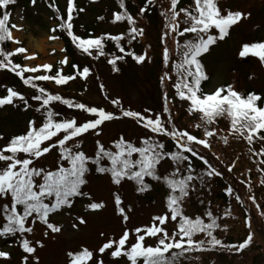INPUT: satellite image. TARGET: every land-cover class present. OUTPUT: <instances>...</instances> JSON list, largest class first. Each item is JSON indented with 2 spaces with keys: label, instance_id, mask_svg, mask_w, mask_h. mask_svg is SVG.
<instances>
[{
  "label": "snow or ice",
  "instance_id": "6c2138e0",
  "mask_svg": "<svg viewBox=\"0 0 264 264\" xmlns=\"http://www.w3.org/2000/svg\"><path fill=\"white\" fill-rule=\"evenodd\" d=\"M154 0H147L148 4ZM15 0H0V9H4L0 14V69H8L15 73L22 80L24 85L36 89L32 99L41 102L36 108L37 112H42L43 120L37 125L35 119L29 120L27 130L21 134L12 136L3 147H0V162L5 166L0 167V200L7 202L0 205V216L4 223L0 227V236L16 237L20 235L19 246L24 253L23 264H28L29 255H34L36 246L42 247V241H31L25 234L34 232V225L37 221L46 226L52 233H59L61 226L50 221V214H55L65 208H71L76 198H86L90 202L86 208L90 211L101 210L105 207L103 201L93 200L91 193L84 191V186L88 184V174L93 170L99 174H108L111 182L119 186L125 179L136 184V191L143 193L149 190L151 185L146 182V177L163 182L167 189L166 211L163 214L153 216L150 225L136 227L135 242L128 244L130 230L125 227L122 235L118 239L106 240L99 248L98 253L101 258L96 264H104L102 254L110 252L112 258L127 257L130 264H178V260L185 253L194 249L205 250V245L211 247H231L237 252L245 249L252 240V233L249 232L238 245H225L221 239L213 235V230L219 228L217 217L208 210L203 215H196L194 218L184 214L183 200L189 195V190L193 185L191 182L202 179L201 176L193 175L194 168L192 157L199 159L206 165V175L208 177L221 176L220 172L202 153L196 151L194 145L204 148H211L208 138L214 137L217 130L210 126L220 117H227L230 120L229 131L238 137L244 138L248 144L254 140L264 141V97L256 92L244 94L237 91L232 84L221 85L210 93H204L201 83L208 79L201 57L206 54L210 47L218 41L224 40L230 29L248 18L250 13L240 10H222L219 0H193L188 7H180V0H170V8L164 13L166 31L162 39L173 34L176 37H185L183 44L176 41L177 54L180 59L173 67L176 71L177 79L173 87L175 95L181 101L188 102L187 111L189 114L199 113L200 123L195 127L203 128V137L200 138L189 132L187 129L179 128L174 122L168 106V96L164 93V103L162 111L152 113V110L145 109L143 112L120 109L118 116L114 111L106 110L101 106H89L83 102H76L67 99L60 94H53L45 87L38 86L37 81H54L56 85H65L74 80L77 76L87 78L90 73L89 67L82 70L78 65H71L76 69V75L63 74L64 65L70 64L69 58L64 56L59 64L60 68H54L51 63H43L34 67H28L20 63H14L12 57L16 54H26L25 60L33 59L36 53L27 54V49L23 46L15 47L8 51L3 47L5 42L11 41L17 45L21 41L13 35V30H21L22 26L10 23L11 13L7 10ZM35 3V0H32ZM53 6V5H50ZM120 8L123 12H116L113 15V22L126 21L130 26L128 35L134 40L138 35H143V29L137 28L136 20L127 12L124 0H120ZM74 0H68L67 19L60 17L61 22L51 29L55 33L57 28L64 29L71 37L73 44L87 55H92V50H97L103 55V36L82 38L73 32V12L75 11ZM84 11V9H79ZM146 11L140 8V14ZM181 14L183 19L181 20ZM103 19V17H100ZM181 25H184L181 27ZM215 29V33H213ZM185 34H189L188 37ZM108 38L117 42V47L121 53L125 52L120 41L124 38V33L118 35L107 34ZM49 39H58L51 35ZM130 40V42H131ZM55 52V49H52ZM63 51V50H62ZM135 61L143 62L146 53L135 54L128 52ZM249 55L257 57L259 62L264 64V39L245 42L238 51L241 58ZM124 56H115L109 60L114 71H118L116 63L123 60ZM170 60V53L167 47L163 49V61L165 66ZM44 70L46 74L28 75L25 73H38ZM51 73V74H48ZM167 71L161 77V82L171 79ZM104 89V85H100ZM107 97V93H105ZM16 99L23 101L25 108L29 107L25 96L11 87L6 89V95L0 97V107L13 104ZM60 102L68 108L78 109L92 116L80 122L77 117L57 119L61 116L59 111H54L49 107L52 102ZM111 104L120 105V100L113 99ZM164 114H167L164 116ZM120 116L131 118L138 125L147 130L145 136L140 137L137 144L124 135L111 142V146H106L99 139L96 140V148L93 155H88L82 150L80 138L84 134L94 132L99 136L102 132V125L105 122L119 119ZM159 136H166L174 142L176 150H167L163 141L157 139ZM3 139V137H0ZM227 143V137L224 138ZM56 150L57 157L55 167L38 166L45 155ZM190 155H187V154ZM264 154V149L261 153ZM218 158V157H217ZM165 159H170L174 164V169L168 173L159 174L158 166ZM264 163V160L261 161ZM233 165L229 166V171ZM264 171V169H262ZM186 173V174H184ZM264 183V181H261ZM226 191L231 195L234 190L228 187ZM237 201H241L239 194L235 195ZM254 200V197H250ZM114 203L118 214L123 221L127 222L129 217L126 214L123 201L119 193H114ZM225 215H228L226 212ZM203 216L208 217L205 222ZM78 221L72 225L86 224L83 216L75 217ZM171 220L176 224V229L169 234L165 225ZM249 221L246 220V223ZM227 227L226 225L224 226ZM203 233L207 239L196 240L194 236ZM45 236L48 231H45ZM104 234L101 233V236ZM155 238V245H146L145 238ZM178 237V238H177ZM69 264H88L94 257V251L84 246L78 251H69ZM0 258H10V253L0 250ZM38 264V258H37Z\"/></svg>",
  "mask_w": 264,
  "mask_h": 264
},
{
  "label": "rangeland",
  "instance_id": "374dc122",
  "mask_svg": "<svg viewBox=\"0 0 264 264\" xmlns=\"http://www.w3.org/2000/svg\"><path fill=\"white\" fill-rule=\"evenodd\" d=\"M221 5L226 3L229 8L237 9L245 13H250L248 18L243 19L236 29L222 41H218L215 45L210 47V50L201 57L202 63L208 73L207 91H213L220 85L232 84L237 91L248 88V91H255L264 96V64L260 63L257 57L248 56L247 63L241 61L238 56V51L241 45L245 42L257 41L264 39V1L258 2L257 0H221ZM61 5H64V0H59ZM36 7V6H35ZM85 19H92V13H84ZM158 21L152 20L151 22L143 21L140 23L145 38L140 40L137 44V54L146 51V59L141 63L134 61L132 58L121 65V72L113 71L108 64L103 62L96 63V70L90 71L89 76L85 79L77 76L74 80L69 81L65 85H56L54 81H37L38 86L45 87L47 90L54 94H60L64 98L72 99L76 102H83L89 106H101L106 110L114 111L118 116L120 109H131L143 112L145 109L152 110L151 113L162 111L163 99L162 93H167L168 106L174 116L175 124L181 129H187L197 137L204 138L197 135L199 130L190 118V114L185 111L183 102L176 97L173 87L170 85L168 79H165L163 85L161 84V77L164 74V61L163 49L167 47L171 50L172 42L162 39L160 35ZM13 24L21 25L22 29L17 31L13 30V35L17 37L21 44L17 45L13 42L10 43L11 50L15 47L23 46L28 51L27 54L36 53L35 58L25 60L26 54H20L22 58V65L34 67L43 63H51L53 66L58 65L59 61L67 56L63 49V43L59 39H49L50 26L53 24L49 19V15L34 10L31 15L25 18L21 9H15L13 12ZM108 31L112 34H117L119 29L110 25L108 22H102L97 28L96 33ZM148 45V46H146ZM142 47V48H141ZM55 49V52L52 51ZM63 50V51H62ZM170 52V51H169ZM68 57V56H67ZM69 58V57H68ZM82 61L81 59H78ZM147 60V61H146ZM69 61L70 58H69ZM63 68L69 67L68 65L62 66ZM164 67V69H163ZM168 71L171 66L167 67ZM28 75L46 74L44 70L38 73H25ZM49 74V73H48ZM76 75V73L74 74ZM104 85L102 90L100 85ZM8 81L3 79L0 75V97L4 96V92L8 87ZM31 86L25 85L23 95L29 104L34 106L39 105L32 97L37 94L31 90ZM162 91V92H161ZM107 93V97L105 96ZM119 99L120 105L111 104V100ZM16 99L13 104L19 103ZM13 104L6 106L7 108ZM50 107L54 111H59L61 116L58 119L77 117L80 122L86 119L93 118L92 116L82 112L78 109L68 108L60 102H52ZM164 116H166L164 114ZM226 120V116L222 117ZM26 119L20 114H12L9 110H0V132L3 139H0V147L5 143V138L10 133H14L20 128H24ZM20 122V127H16L14 123ZM102 132L97 136L94 132L84 134L83 139L80 138L82 150L88 155H93L96 148V140L99 139L106 146H111V142L118 138L121 134L126 139L139 144V138L145 136L147 132L142 126L135 123L131 118L120 116L119 119H114L105 122L102 126ZM200 131L202 129L200 128ZM157 139L163 141L168 148L172 146L173 141L166 136H159ZM209 139V138H208ZM195 149L203 148V155L216 167L225 165L226 157L223 153H211V148H204L200 145H194ZM232 146L228 148L231 149ZM224 148H226L224 146ZM55 151L51 154L45 155L40 161L38 166L55 167L56 160ZM218 157V158H217ZM239 159V158H238ZM231 160V159H230ZM168 161L164 160L158 166V169L164 170L168 165ZM233 161L228 165H232ZM5 165L0 162V167ZM242 168V161H236L235 171L237 168ZM221 168V167H220ZM229 169V168H228ZM238 174L239 172L236 171ZM228 176V175H226ZM230 182L241 187L239 178L233 179L229 176ZM219 185L220 182H219ZM237 187V186H236ZM237 187V188H239ZM151 191L154 200L145 203L146 199H140L134 193L131 183L127 180L117 186L113 185L106 175H98L91 177L88 180L86 192H90L94 201H103L105 207L101 210L90 211L86 208V204L90 201L86 198H77L72 208H65L55 214H50V221L60 225L61 231L59 233H52L46 229V226L40 222L34 225V232L27 234L26 238L31 241L40 240L43 246H36L34 255H29L28 264H69V251H78L86 246L94 251V257L88 264H96L97 260L101 258L98 253V248L108 239H118L122 235L125 227L130 230L129 246L135 242L134 230L136 227L150 225L153 216L163 214L166 210L163 205L162 190L157 185L152 186ZM240 189V188H239ZM246 192V190H244ZM114 193H119L122 197V206L126 209V214L129 219L127 222L123 221L122 217L118 214L116 205L114 203ZM246 196V194H245ZM263 199H258L256 196L250 199V205L246 206L250 212L251 223L242 226V219L233 223L230 226L232 237L234 239H241L244 234L252 233L251 250L236 256L233 261H226L225 258L219 260V264H239L240 258L244 257L243 264H264V193ZM2 200H0V205ZM260 203V204H259ZM255 208L252 213L251 207ZM188 213L192 214L193 207H186ZM83 216L86 224L78 225L73 228L74 223L78 224L75 217ZM253 217L256 221H253ZM169 234L175 230V224L171 220L165 225ZM45 231L48 235L45 236ZM101 233L104 235L101 236ZM245 235V236H246ZM178 238V237H177ZM157 240L155 238H145L146 245H155ZM0 250L10 253V258H0V264H23L22 257L28 255L24 253L23 249L16 242V239L8 236H0ZM104 264H130L127 257L112 258L110 252L106 250L102 254ZM249 262V263H248ZM218 263V260L215 261Z\"/></svg>",
  "mask_w": 264,
  "mask_h": 264
},
{
  "label": "trees",
  "instance_id": "16d2710c",
  "mask_svg": "<svg viewBox=\"0 0 264 264\" xmlns=\"http://www.w3.org/2000/svg\"><path fill=\"white\" fill-rule=\"evenodd\" d=\"M65 1H66V5L65 3L64 5H61L59 0H35L34 4L32 3V0H15V3L10 5L9 8L7 9L11 13L10 23H12L13 12L17 8H20L22 10V13L25 18H28V16L31 15V11L34 10H38L48 14L49 19H51V21H54V24L49 28L50 33L54 34L63 41L65 53L71 58L69 67L66 70H63V74L66 75H73V73L76 72V69L73 68L71 65H78L81 70L83 67L87 66L89 67L90 71L95 72L96 63L99 62H103L105 65L108 64L110 69L113 70V66L109 63V60L113 59L115 56H124L123 60H118L116 63V68L119 69L118 72L122 71L121 65L130 60L128 58H132L135 61V59L131 55H128L127 53L134 52L135 54H137L138 53V51L136 50L137 44L140 43V40L143 39V37L145 38V35L143 32V35H138L134 40H131L130 36L128 35V29L130 26L127 24V22L126 21L113 22L114 13L123 12L125 10L120 8L119 6L120 0H74L76 10L73 12V17H74L72 21L73 32L77 35H80L82 38H87L89 36L104 37L103 55H101L97 50L93 49L91 56L87 55L86 53L82 52V50L78 49L73 44L71 37L67 35V32L64 29L57 28V31L55 33L51 32V29L53 27H56L61 22V20L59 19L60 17H62L65 20L67 19L68 0ZM262 1L264 0H259L258 2H262ZM221 2L222 1L219 0V5L221 4ZM124 3L127 12L130 13L136 20L135 26L137 28H142L140 27L141 26L140 23L143 21H146L148 23V21L151 22L152 20H156L158 21L157 25L159 24L160 35L162 34L163 36V33L166 31L165 24L167 21L162 13H164L167 9L170 8V0H154V2L151 4H148L147 0H124ZM192 3L193 0H180L178 8L188 7ZM142 7H144L146 11L143 14H140V8ZM220 7L222 10H226V9H231L233 11L237 10V9L229 8L228 6H226V3L224 5H221ZM79 9H84V11H79ZM3 10L4 9H0V14H2ZM85 12L92 13L94 17H92V19L84 20ZM100 17H103V19H100ZM180 19L181 20L183 19V14H181ZM102 22H108L110 25L118 28L119 32L117 34H112L111 32L108 31H102L100 32V35H98L96 33V30L97 28H99ZM239 24L240 22L237 25ZM237 25L233 26L230 29V33L231 31H233V29L237 28ZM183 26L184 25H181V27ZM215 31L216 30L213 29V33H215ZM121 33L125 34L124 38L120 41V45L125 49L124 53H121L119 51V48L117 47V42L109 39L107 35V34H111L115 36ZM185 36L188 37L189 34H185ZM184 39L185 37H176L174 34L164 39L168 41V43L166 42L167 45L169 44L170 40L173 44L171 50L168 48L170 51L169 52L170 60L168 63V66H171L170 71H168L167 66H165L164 64V67L166 68V70L164 71H167L169 75L172 77L171 79H168L172 87L177 79L176 71L173 65L176 62H178L180 59L179 55L177 54L176 41L179 40V42L183 44ZM3 47L6 50L11 51L10 41L5 42L3 44ZM144 53H146V51H144L143 53L140 52L139 54H144ZM0 59H3V57L0 56ZM78 59H81L82 61L78 62L79 61ZM12 60L14 63L22 64V58L20 54L14 55L12 57ZM54 68H59V67L56 66ZM0 75L2 76L3 79L8 81V85L5 87H11L22 94L24 93L25 85L23 84L20 77H18L15 73L11 72L8 69H0ZM163 82H161L162 85ZM206 88H207V80H204L201 83L202 92L204 93L207 92ZM173 89L175 93L176 90L174 87ZM31 90L37 93L36 89L31 88ZM240 92L247 94L248 92H253V91H248V88L247 89L245 88L244 90H240ZM261 96L263 97V95ZM162 99H163V93H162ZM182 102L187 114L188 113L187 108L189 104L188 102H184V101ZM262 106H264V102H262ZM37 107H39V105L34 106V104H29V107L25 108L23 101H19V103L13 104L8 108L3 107L2 109H0V110H9L13 115L16 113H20L26 119L25 127L23 129L20 128L14 133H10L9 136L5 138V143L12 136L25 132L27 130L29 120L35 119L37 121V125H39L42 122L43 110L41 112H37L36 111ZM190 118L192 119L193 122H197V124L200 123L199 113L190 114ZM14 124H16V127H20V122L18 123L16 122ZM210 127L215 128L217 130L216 135L214 137L209 138L211 144V153L218 154L219 152H221L227 158L225 165H219L221 168L216 167L210 162L214 167H216L220 172H222V175L208 177L206 175L207 166L203 165V163L199 159L192 157V163L194 168L193 175L194 176L199 175L202 177V179H196L191 182L193 187L190 188L189 195L183 200V211L185 215L194 218L196 215H203L206 211L210 210L213 213V215L217 217V223L220 225L219 228L213 230V235H215L218 239H221L223 244L225 245H233V244L238 245L247 236H245L246 234H244V236H242L241 239L239 240L234 239L232 237V231L229 230L230 226L233 225V223L236 222L238 218L239 220L242 219L241 222L242 226L245 225L246 220H248L249 221L248 223L250 224L251 215L248 207L246 206V203L250 205V196H256L258 199L261 200L263 199L262 194L264 193V183H261V181H264V171H262V169H264V163H261V161L264 160V154L258 155V153H261V150L264 149V141L257 139L254 140L252 144H248V142L244 138L233 135L229 131L230 120L227 117L226 120H224L222 117L218 118L216 122L212 124ZM201 129L202 131H200V128H198L199 133H197V135L202 137L204 129L203 128ZM1 135L2 134L0 132V136ZM261 135H264V130H262ZM83 137L81 139H83ZM225 137H227V143L224 142ZM4 144H2L1 147H3ZM173 145L174 143L172 144V146H169L168 148L166 147V149L173 151L176 150ZM224 146L226 148H224ZM229 146H232L231 149L228 148ZM53 151H55V154L57 156L56 150ZM196 151L203 154L202 152L203 148H198V150ZM165 160H167L169 163L166 169L164 170L159 169V174L161 175L168 174L174 169L173 162L170 159H165ZM240 160L242 161V168L239 167L236 169V171L239 172L238 174L234 169H235L236 161L239 162ZM232 161L234 167L232 168L231 171H229L228 165ZM98 175H107L110 178L108 174H99L93 170L91 173L88 174L87 179L89 180L91 177H96ZM229 176L233 179L239 178L241 187H239L238 185L236 186L239 187L240 189L237 188L235 184L230 182L231 180ZM129 182L133 187L134 193L137 196H140V199L147 200L145 203L154 200L151 191H157V188L152 190L151 188L153 185H157L159 188H161L162 190L161 193L163 196V205L166 210V196L168 195V189L163 182L156 181L146 177V182L149 183L151 187L149 190H146L143 193L136 191L137 186L135 182L133 181H129ZM219 182L221 185H219ZM229 186L232 187L234 190L233 194L231 195L226 191V189ZM86 187L87 185L84 186L83 189L84 191ZM244 190H246V192H244ZM236 194H239L241 196V201H237L235 199ZM76 200L77 198L75 199V201ZM5 202L7 201L2 200L1 205ZM187 206L188 208L193 207L192 214L187 212L186 210ZM251 209H252V213L253 210L256 211V209L253 207H251ZM226 212L228 213V215H225ZM203 218L205 222L208 221L207 216H203ZM253 221L254 222L256 221L254 217H253ZM4 222L5 221L3 217L0 216V227H2ZM225 225L227 226L226 228L224 227ZM175 229H176V224H175ZM13 238L16 239L17 243L20 242L19 234H17V236ZM194 239L201 240V239H207V237L203 233H198L194 236ZM251 243L252 241L248 246L245 247V249L239 252H237L234 248L231 247L216 246L213 248L209 245H205V250L194 249L192 251L185 253L183 256L179 258L178 264H219V260L222 257L225 258L226 261H233L236 256L242 255L248 250H251L252 248ZM216 260H218V263H215ZM243 263H244V257L242 256L239 260V264H243ZM139 264H143V262L140 261Z\"/></svg>",
  "mask_w": 264,
  "mask_h": 264
},
{
  "label": "water",
  "instance_id": "95a60500",
  "mask_svg": "<svg viewBox=\"0 0 264 264\" xmlns=\"http://www.w3.org/2000/svg\"><path fill=\"white\" fill-rule=\"evenodd\" d=\"M244 60L246 61L247 60V57Z\"/></svg>",
  "mask_w": 264,
  "mask_h": 264
}]
</instances>
